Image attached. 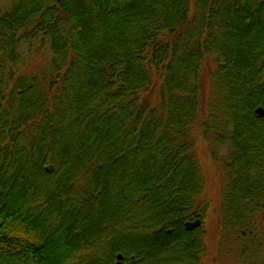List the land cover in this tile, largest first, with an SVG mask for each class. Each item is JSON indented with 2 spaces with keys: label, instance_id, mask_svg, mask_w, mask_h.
I'll use <instances>...</instances> for the list:
<instances>
[{
  "label": "trees",
  "instance_id": "1",
  "mask_svg": "<svg viewBox=\"0 0 264 264\" xmlns=\"http://www.w3.org/2000/svg\"><path fill=\"white\" fill-rule=\"evenodd\" d=\"M205 135L225 238L264 211V0H0V264H206Z\"/></svg>",
  "mask_w": 264,
  "mask_h": 264
},
{
  "label": "rangeland",
  "instance_id": "2",
  "mask_svg": "<svg viewBox=\"0 0 264 264\" xmlns=\"http://www.w3.org/2000/svg\"><path fill=\"white\" fill-rule=\"evenodd\" d=\"M207 132V129H206ZM199 146V159L205 178V189L202 198L209 199V209L204 224L199 227V232L204 235L208 249L206 264H264V214L259 213L252 220L237 225L235 235L224 238L221 230V220L224 218L222 208L226 192V172L223 167V158L226 154V145L211 146V136L205 135ZM213 149V151H212ZM213 152V154H212ZM250 230L252 232L250 233ZM238 236H237V232ZM244 237L255 239L261 250L259 256H252L247 262H241L240 249L244 245ZM257 246V247H258Z\"/></svg>",
  "mask_w": 264,
  "mask_h": 264
},
{
  "label": "flooded vegetation",
  "instance_id": "3",
  "mask_svg": "<svg viewBox=\"0 0 264 264\" xmlns=\"http://www.w3.org/2000/svg\"><path fill=\"white\" fill-rule=\"evenodd\" d=\"M251 201L249 200H244L238 203L237 208L236 209V217L237 220H240V222L242 221H250L252 220V218L254 216H257L259 213L256 211H252L250 210L251 205H250ZM244 205H246V207H244ZM261 214H264V211L260 212ZM200 219V218H198ZM252 232V230H250V233ZM242 237L244 238V242L242 243L244 245V247L242 246L240 249V258H241V262H247L249 260V258H251L252 256H257V244L258 242L255 239L249 238V237H244L246 232L242 231ZM259 255V254H258ZM249 256V258H248Z\"/></svg>",
  "mask_w": 264,
  "mask_h": 264
},
{
  "label": "water",
  "instance_id": "4",
  "mask_svg": "<svg viewBox=\"0 0 264 264\" xmlns=\"http://www.w3.org/2000/svg\"><path fill=\"white\" fill-rule=\"evenodd\" d=\"M202 224V220L201 219H196V220H190V221H187L185 226L188 230H193L199 226H201ZM123 259H124V256L122 253H119L117 255V262L116 264H122L123 263Z\"/></svg>",
  "mask_w": 264,
  "mask_h": 264
}]
</instances>
